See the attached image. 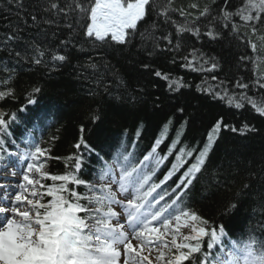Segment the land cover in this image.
<instances>
[{
    "label": "snow or ice",
    "instance_id": "6c2138e0",
    "mask_svg": "<svg viewBox=\"0 0 264 264\" xmlns=\"http://www.w3.org/2000/svg\"><path fill=\"white\" fill-rule=\"evenodd\" d=\"M6 2L18 11L16 21L0 35V50L17 65H42L54 71L69 64L67 50L82 51L83 46L77 48L71 38L59 39L56 45L46 32L43 40L25 38V33L34 29L40 34L42 24H56L55 17L67 19L71 14L93 48L127 50L126 58L149 80L133 87L113 66L98 63L90 54L85 64L76 66L91 70L96 88L90 95H99L101 103L85 114L86 123L78 127L75 151L64 158L62 174L46 170L49 159H60L51 156L50 148L26 142L22 159L29 162L22 180L12 191L0 184V264H264V238L253 234L229 240L222 223L209 221L188 204L190 193L209 172L210 154L221 133L246 136L261 129L251 122L237 127L221 115L208 126L202 141L186 143L191 105L179 97L193 85L153 61L162 57L167 64L198 73L201 83L194 87L201 97L229 109L248 108L264 119V74L256 71L264 53V0H213L214 7L198 2L175 6L174 0H48L44 15L28 12L24 0ZM149 19L158 35L140 31ZM67 28L72 30L73 25ZM225 40L235 45L237 67L250 71L251 79H221L216 74L220 61L203 49ZM10 80V76L0 80L6 86L0 90V101L16 99ZM159 81L164 82L163 92L148 90L159 87ZM40 92L33 88L27 103H36L34 96ZM169 97L176 102L166 111ZM17 119V113L0 109V153L20 155L5 147ZM92 135L97 143L90 142ZM56 139L52 136L50 142ZM221 179L230 187L228 178ZM249 188L245 183L221 207L220 216L235 214L250 195Z\"/></svg>",
    "mask_w": 264,
    "mask_h": 264
},
{
    "label": "trees",
    "instance_id": "16d2710c",
    "mask_svg": "<svg viewBox=\"0 0 264 264\" xmlns=\"http://www.w3.org/2000/svg\"><path fill=\"white\" fill-rule=\"evenodd\" d=\"M190 2H198L201 7L204 5L214 7L213 0H174V5L183 7ZM47 3L48 0H24L28 12H39L41 15H44L42 9ZM17 11L15 7L7 4L6 0H0V35L6 31V25L10 21H16ZM55 19L56 24L50 26L42 24L40 34L33 29L25 33V38L37 36L38 39L43 40V33L46 32L49 42L54 41L58 45L59 39L71 38L77 48L83 46V50L68 49L67 51L71 53L70 63L54 71H49L42 65H17L14 59L0 50V80L10 76V84L16 94V99L0 101V109L15 112L18 116L17 121L11 123L9 129L11 135L7 138L9 143L6 145L21 138L26 129L35 124V121L41 120L42 123L43 119H52V124L43 134L41 146L50 148L51 156L60 157V159L47 161V171L62 174L65 170L64 158L75 151L72 145L77 139L78 127L81 123H86L85 114L89 109L101 103L99 95H90V89L95 90L96 88L90 75L91 70L84 71L76 66L85 64L90 54L98 63L113 66L118 77H122L133 87H136L138 83L147 84L149 77L146 73L138 71L133 61L126 58L127 50L121 52L114 51L112 48H93L90 42L85 41L82 35L83 28L77 24V17L74 15L70 14L67 19L57 16ZM69 23L73 25L72 30L67 28ZM145 30L159 34V30L153 28L152 19L140 26L141 32ZM139 41L140 37L137 36V47L140 46ZM193 43L197 48L200 47L198 42ZM145 46L150 47V41H145ZM203 50L220 61L221 71L216 74L221 79L225 76L229 79L245 76L246 81L252 78L250 71L237 67L238 50L234 44H229L225 40L221 43L205 45ZM132 51L135 52V48ZM101 57H103L102 60ZM153 61L155 65L164 63L165 68L169 69L174 77L182 76L193 85L191 89H184L185 95L179 97L181 103L191 105L187 112L190 123L184 137L186 143L191 145L202 141L208 126L221 115L225 117L227 123L237 127L251 122L261 129L258 134H247L246 136L230 131L221 133L220 139L210 154L209 172L200 178L199 183L190 193L188 204L193 211L209 221L215 220L217 223H222L229 233V240L247 239L253 234L264 238V171H262L264 170V119L256 116L248 108L229 109L225 104L213 103L201 97L194 87L201 83L202 77L198 73L188 72L178 65L167 64L162 57H154ZM5 65L8 66L7 70ZM13 66L16 67L15 72L10 71ZM248 67L251 68L252 65ZM256 71L258 74H264V53L261 54V63ZM81 75L87 79H81ZM109 75L111 78H116L112 77L111 73ZM158 83L159 87H149L148 90L157 94L163 92L164 82L159 81ZM35 87L41 88V92L35 94L36 105L31 106L27 103V98ZM0 90H6V86L0 85ZM175 102V97H169L166 100L165 110H168L169 104ZM23 107L26 112H22ZM162 115L157 119L162 118ZM88 127L92 126L88 125ZM115 130L113 128V131ZM149 135H151V129H149ZM52 136L58 139L50 142ZM90 142H98L95 135L91 136ZM84 171L87 173L90 169L86 166ZM221 177L228 178L230 187L224 186V180ZM45 183H50V181H45ZM245 183L250 186L247 190L250 191V195L244 198L235 214L221 217L219 214L221 207L232 199ZM204 247L206 249V243ZM212 251L215 252L216 249Z\"/></svg>",
    "mask_w": 264,
    "mask_h": 264
},
{
    "label": "rangeland",
    "instance_id": "374dc122",
    "mask_svg": "<svg viewBox=\"0 0 264 264\" xmlns=\"http://www.w3.org/2000/svg\"><path fill=\"white\" fill-rule=\"evenodd\" d=\"M23 152L24 151L17 150L16 153H19L20 155H15V156H9V155H7V153H4V155H3V153H0V155L5 156L6 158H9V157L16 158L15 159V165H13V161H10V163H11L12 166L9 165L8 168H6V169L5 168H2L1 169V172L3 171L2 175H4L3 176L4 177V180L7 181V182H10L11 185H15L18 181H21L22 180V173L25 170L27 163L29 162L28 160H23L22 159ZM4 162L5 161H3V159H0V164L1 163H4ZM6 164H1L0 166L6 165ZM12 171H15L16 172V175L14 177L11 175V172ZM183 231H184L185 234H188V231L189 230L188 229H183Z\"/></svg>",
    "mask_w": 264,
    "mask_h": 264
},
{
    "label": "bare ground",
    "instance_id": "6f19581e",
    "mask_svg": "<svg viewBox=\"0 0 264 264\" xmlns=\"http://www.w3.org/2000/svg\"><path fill=\"white\" fill-rule=\"evenodd\" d=\"M4 168H6V167L4 166ZM1 176L3 177L4 175H1ZM0 184H4V183L0 182ZM5 184L10 185V183H5Z\"/></svg>",
    "mask_w": 264,
    "mask_h": 264
}]
</instances>
